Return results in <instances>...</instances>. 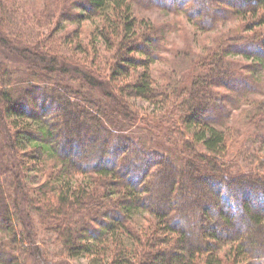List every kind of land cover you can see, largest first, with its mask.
Returning <instances> with one entry per match:
<instances>
[{"label": "trees", "instance_id": "trees-1", "mask_svg": "<svg viewBox=\"0 0 264 264\" xmlns=\"http://www.w3.org/2000/svg\"><path fill=\"white\" fill-rule=\"evenodd\" d=\"M50 1L31 18L16 0H0V22L13 37L1 35V48L45 70L33 69L30 78L17 81L0 60V263L27 264L25 252L40 232L59 246L55 258L88 256L92 264L264 259V159L233 173L238 163L224 159L230 134L218 125L228 99L218 88L248 87V81L233 78L237 74L226 57L264 60V0ZM63 3L76 10L65 14L72 21H93L88 42L79 25L59 34ZM138 3L178 6L202 30L238 17L253 34L238 36L230 48L222 41L204 48L187 87L158 90L150 64L163 33L134 14ZM26 37L40 51L14 43ZM66 44L72 46L69 55ZM103 49L109 56L100 63ZM56 72L70 74L75 85L58 82ZM103 84L114 88L108 102L92 95ZM132 97L173 107L168 120L178 136L171 142L182 153L177 160L126 133L145 119L132 107ZM256 111L264 127V98ZM144 124L150 127L149 120ZM24 172L28 178L40 173L43 181L28 184ZM83 175H90L86 182L72 180ZM139 210L151 219L136 222Z\"/></svg>", "mask_w": 264, "mask_h": 264}, {"label": "rangeland", "instance_id": "rangeland-1", "mask_svg": "<svg viewBox=\"0 0 264 264\" xmlns=\"http://www.w3.org/2000/svg\"><path fill=\"white\" fill-rule=\"evenodd\" d=\"M16 1L19 6H17V8L21 13L26 14L31 18H35L37 17L36 14L39 11H42V7L47 2L49 4L50 0ZM40 2H42V4ZM73 8L74 7L72 3H63L61 5V9L58 14L59 18L57 20V24H59L60 28L59 34L71 32L79 25L81 27L83 40L86 39V42H88L87 39L94 27L93 21L82 20L81 23H78L80 20L75 22L72 21L75 18H69L67 17L68 15L65 14L70 15L71 12H76V10ZM133 10L134 14L140 20L152 22L154 25L160 27L163 33L158 45V49L156 50V52H158V56L150 64V72L155 80V86H157L158 90L165 89L167 87V89H172L176 86L181 89L183 87H187L192 80V66L195 61L197 62V60L201 57L200 54L203 53L204 48L215 46L217 41L226 43L230 48L231 44L234 45L236 43L235 39L238 36H251L253 34L251 31L245 30V25L238 17L221 19L210 29L202 30L198 29L196 24H194V21L189 20L183 9L179 8L178 6L165 7L164 4L158 3L147 6L138 3L133 4ZM1 35L6 39L8 38L9 40L13 38L11 37V34L5 30V25L0 22V36ZM14 43L18 46L20 45L24 47H27L25 45L32 44L29 42L28 37L18 40V42ZM51 46L49 47L51 48ZM29 47H31V51H40L39 49L37 50L34 48L33 44ZM8 48H1L0 45V60L8 63V65H6L13 73L14 79L17 81L30 78L31 73H33V69H38L37 71L40 72L45 71L44 69L42 70L43 64L40 63L38 66H32L27 62L28 60L24 59V57L18 53H15L13 50H9ZM71 48L72 46L70 44H66L65 52L67 55L70 54L67 53V51H70ZM49 54L54 55L55 53L51 52ZM254 54L255 52L253 55ZM103 56H109V53H106L105 49H103V52L100 54V56L96 58L98 59L97 61H100V63L104 61ZM226 60L230 62L229 65L232 69V72L237 74L236 76L234 75L233 78L236 77L237 79L248 81V87L242 91H231L225 86L218 88V90H220L219 92L228 94L227 103L224 105V108H226V118L224 121H220L218 124L230 134L229 146L227 150L228 152L224 159L226 162L238 163L239 166L235 167L232 171L233 173H237L239 170L246 168V166L249 167L250 164L253 165L254 162L258 163L259 161H255L258 157L261 161L264 159V127L258 124V122H260L258 121L260 116L258 117L259 112L256 111L259 101L264 98V60H259L258 58H255V56L247 57L243 54H229L226 57ZM63 61L64 59L62 58L60 62H57L59 67L63 66ZM53 75L55 79L58 78V82L63 84L75 85L74 83H76L75 78L72 80L70 74L67 72H63L62 74L60 72H56V74ZM44 77L45 78L43 79L46 81L48 78L46 76ZM108 87H110V89ZM82 88L84 91H86V89L91 91L87 86ZM111 88H113L112 85L107 86L106 84L104 87L103 84L99 89H95V92H93L92 95L97 99L105 97L104 100H107L106 102H108L111 100V96L108 95V91H112ZM102 91L104 93H102ZM115 95L117 96L119 93H115ZM158 102H162V105L159 103H151L150 101L142 98H130L132 107L137 109L140 112V115L145 117V119L142 121V123H137L135 126L128 127V131H126V133H132L136 135L137 138L140 137V140L143 141V143L166 151L168 155L175 161L182 153L181 150L179 151L174 146V144L171 142L172 139H170L171 137H173L174 140L178 139V136H175L171 133L170 130L172 127L169 126L171 123L168 120V118L174 116L172 113L173 107L168 105V101H161L160 99ZM163 102L165 106H163ZM113 105H115V103H113ZM174 111L175 114L176 112L178 114L177 110ZM115 113L116 112H114V114ZM120 118L122 119V117ZM146 120H149L150 127H147L144 124ZM29 122L31 121L29 120ZM6 124L10 125L9 120H6ZM119 125L121 127L126 126L123 124ZM178 125L181 128H186V126H184V124H182L180 121L178 122ZM24 174V179L28 184L30 183V180L31 183L35 185L36 183L39 184V182L43 181V175L40 173L37 174L33 172L31 178H28L25 172ZM88 176L90 175L78 176L72 180L86 182L89 178ZM1 179L2 177H0V181ZM18 206L22 208L23 212L26 211L25 206L23 207V204L18 203ZM133 218L136 222L140 223L146 218L151 219V216L149 212L139 210L133 216ZM25 224H29V219ZM37 230L38 228L35 225L34 231L36 232ZM43 236L46 237L47 233L43 234V232H40L37 234L34 241L35 245L32 247L33 249L30 248L25 252L24 260L27 264H92L88 256H79L73 258L67 256H57V258H55L56 250L59 249V246L55 244L54 240L53 244H49L47 239L44 240L42 238ZM19 256H22V254L19 253ZM62 257L63 259H59V261L56 262L58 258ZM253 262L254 264H264V259L254 260Z\"/></svg>", "mask_w": 264, "mask_h": 264}]
</instances>
